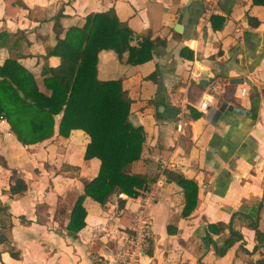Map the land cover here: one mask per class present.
Instances as JSON below:
<instances>
[{"label":"crops","instance_id":"0c3cea01","mask_svg":"<svg viewBox=\"0 0 264 264\" xmlns=\"http://www.w3.org/2000/svg\"><path fill=\"white\" fill-rule=\"evenodd\" d=\"M111 6L132 28L131 44L145 35L164 40L147 61L132 64L126 60L127 51L118 56L103 48L96 63L99 79H123L132 98L130 117L146 131L142 157L133 161L137 169L127 171L157 177L136 196L110 195L104 206L86 195L85 225L71 233L66 227L70 210L98 168L97 159L83 158L88 134L80 128L68 136L58 134L57 114L51 137L22 144L1 119L0 155L8 167L17 169L27 188L20 195L9 194L14 175L0 165V210L8 215L5 223L0 218V230L6 226L0 264H119L118 234L130 230L138 210L148 216L149 227L135 264H255L263 248L252 251L250 222L257 220L264 232V2L0 0V31H21L16 44L13 39L0 43V64L17 57L48 93L41 68L56 37H64L71 25H83L88 12ZM246 11L257 17L258 25L247 22ZM212 13L225 15L221 28L212 27ZM182 46L193 50L192 59L180 54ZM46 62L56 65L59 58L51 55ZM150 72H155L154 78L147 77ZM234 76L244 81L230 82ZM203 98L210 99L211 106L226 102L250 114L225 108L210 122L209 107L199 110L197 119L188 117L187 105L197 109ZM63 143L68 145L59 153L68 162L64 170L32 171V162ZM164 167L177 168L198 183V203L187 216L180 215L181 187L166 179ZM6 176L8 182L2 185ZM148 194L150 201L145 200ZM233 212L232 226L243 238L220 255L214 246L229 234ZM208 222L220 223L221 230L208 231ZM168 223L175 225L174 232L167 231Z\"/></svg>","mask_w":264,"mask_h":264},{"label":"trees","instance_id":"16d2710c","mask_svg":"<svg viewBox=\"0 0 264 264\" xmlns=\"http://www.w3.org/2000/svg\"><path fill=\"white\" fill-rule=\"evenodd\" d=\"M263 3L264 0H252ZM247 22L256 26V16L245 12ZM211 25L221 28L225 15L212 13ZM17 31H0V43L6 44L13 39L16 44L21 36ZM132 28L119 19L111 6L105 10L90 11L85 15L83 25H71L64 37H56L55 43L43 55L41 68L44 86L49 92L41 90L34 74L17 57L9 56L0 64V120L5 119L9 129L22 144L35 143L51 137L54 132L56 115L59 114L57 133L68 136L73 128L84 130L89 140L84 146L83 158L98 160L96 174L83 186L69 213L66 224L68 231L76 233L85 225L86 209L83 199L86 195L104 206L110 195L125 193L136 196L157 177L147 172H128L125 167L142 157L146 131L142 124L135 123L131 115L132 98L123 87L122 78L99 79L96 73L97 54L100 49L111 48L118 56L127 51V62L141 63L152 58L154 48L164 40L145 35L131 44ZM180 54L189 59L194 57L193 50L182 46ZM55 55L59 58L56 65L46 59ZM147 77L154 78L155 72ZM20 92L22 93L20 95ZM188 117L197 119L202 112L191 105ZM0 165L13 173V181L7 191L20 195L27 188L26 180L17 169L8 167L0 155ZM163 173L168 181L181 187L183 205L181 216L189 215L198 203V183L187 177L177 168L164 167ZM5 208V206H3ZM232 216L228 223L229 234L215 250L222 255L235 241L243 238L241 232L232 226ZM220 223L208 222V231L221 230ZM254 229L255 244L252 251L260 249L253 260L264 264V232L257 220L250 222ZM6 226L0 230V242L5 240ZM173 223L167 224V231H175ZM4 230V231H3ZM210 240V238H208Z\"/></svg>","mask_w":264,"mask_h":264},{"label":"built area","instance_id":"2783aa9c","mask_svg":"<svg viewBox=\"0 0 264 264\" xmlns=\"http://www.w3.org/2000/svg\"><path fill=\"white\" fill-rule=\"evenodd\" d=\"M215 88L218 85H214ZM212 101L208 98L201 99L197 104V109L206 111L211 107ZM152 196L147 195L145 200H151ZM149 219L142 210L136 212L134 224L129 231L119 232L117 241V260L119 264H135L147 243V231Z\"/></svg>","mask_w":264,"mask_h":264},{"label":"rangeland","instance_id":"374dc122","mask_svg":"<svg viewBox=\"0 0 264 264\" xmlns=\"http://www.w3.org/2000/svg\"><path fill=\"white\" fill-rule=\"evenodd\" d=\"M68 145L66 144H59L57 151H51L49 152V156L43 157V160L37 161V163L32 162V171L38 173L41 169L45 168L46 170H51L53 172L64 170L68 166V162L66 159H63L59 156V153H61L62 148H66ZM78 157V156H77ZM78 159L77 161H79ZM36 162V161H35ZM162 164V163H160ZM137 164L136 163H129L126 165L125 169L128 171H133ZM76 169V167L74 168ZM141 169V168H139ZM8 182L7 176L3 178L2 185H5ZM51 183V182H50ZM8 215L5 214L4 210H0V218L3 219V222L5 223V219L8 218Z\"/></svg>","mask_w":264,"mask_h":264},{"label":"water","instance_id":"95a60500","mask_svg":"<svg viewBox=\"0 0 264 264\" xmlns=\"http://www.w3.org/2000/svg\"><path fill=\"white\" fill-rule=\"evenodd\" d=\"M200 70L203 71V72H206V68L202 65H200ZM243 77L241 76H234V77H231L230 78V82L232 83H241L243 82ZM22 93L20 92V95ZM230 109V110H234L236 112H239V113H244V114H247L249 115L250 114V111L249 110H245L243 108H240V107H236V106H232L230 104H226V102H221L218 106H211L210 109L208 110V112L206 113V118L210 121V122H215L221 112L225 109ZM262 245H264V242H261Z\"/></svg>","mask_w":264,"mask_h":264}]
</instances>
